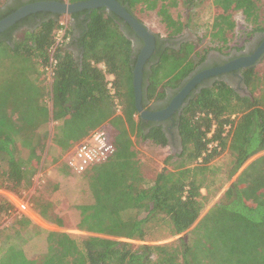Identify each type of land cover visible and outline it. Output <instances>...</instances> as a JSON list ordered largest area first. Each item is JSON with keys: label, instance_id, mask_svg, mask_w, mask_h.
<instances>
[{"label": "trees", "instance_id": "obj_1", "mask_svg": "<svg viewBox=\"0 0 264 264\" xmlns=\"http://www.w3.org/2000/svg\"><path fill=\"white\" fill-rule=\"evenodd\" d=\"M6 1L0 0V20L21 5L39 0H14L2 9ZM119 1L134 16L137 6L157 10L168 38L178 37L188 26L170 11L177 0ZM205 1L184 3L194 6ZM213 2L223 12L240 11L248 36L264 32L262 0ZM83 12L82 63L65 44L54 49L62 26L60 15L33 13L0 33V189L21 197L32 186L47 149L57 171L69 175L63 155L108 119L115 130L116 152L88 171L79 203L73 207L83 237L47 231V251L29 256L22 230L33 222L15 215L10 226L0 229V264H264V155L243 169L200 218L210 194L264 151V71L259 73L256 65L244 69L250 95L242 96L219 82L188 100L179 117L183 150L166 158V162L177 159L171 169L165 167L150 181L142 173L132 138L160 147L168 146L169 138L162 126L147 124L138 115L133 70L139 53H134L133 42L120 24L134 31L103 8L70 16L78 19ZM37 16L40 22L16 39L15 30ZM216 26L212 39L227 43L226 32L235 26L229 13L222 14ZM70 31L68 26L67 35ZM161 45L157 40L153 63L144 70L145 106L165 98V88H177L206 57L194 41L183 42L179 49ZM51 57L57 62L50 82L46 67ZM168 64L173 65L169 71ZM53 148L55 154H49ZM224 153L231 158L218 167L214 161ZM214 182L219 185L212 188ZM31 201L45 221L64 226L63 210L41 191ZM15 211L12 201L0 198V218ZM155 219L167 223L170 237L196 225L171 242L158 243L146 239L147 224Z\"/></svg>", "mask_w": 264, "mask_h": 264}, {"label": "rangeland", "instance_id": "obj_2", "mask_svg": "<svg viewBox=\"0 0 264 264\" xmlns=\"http://www.w3.org/2000/svg\"><path fill=\"white\" fill-rule=\"evenodd\" d=\"M177 1V5L172 7L170 11L173 17L181 18L183 22L188 23V26L184 28L181 35H185V37L190 41H194L197 45V51L201 54L213 51L212 49L222 50L223 52L228 53L233 48H242L247 43H252L254 41V35L256 32L252 33L249 36L247 35V23L244 21L243 15L240 11L231 9L228 12H223L222 9L215 6L213 0H206L203 3H198L194 6H187V4L184 3V0ZM6 3H9V0H7ZM6 3L4 5H6ZM262 3V12H264V0H262ZM134 13L135 16L160 39L168 37L166 25L161 21V17L157 14V10H146L141 9L139 6H137L134 9ZM224 13H229L231 20L235 23L234 28L226 32V38L228 41L225 44L219 40L212 39V33L217 28L216 24L221 20L222 14ZM60 19L61 21L66 22L68 26H70V15H60ZM24 32L25 29L17 31L15 33L16 39H22L24 36ZM69 39L70 35L68 34L65 45L67 44ZM217 47H219V49H217ZM172 66V64L166 65L167 71H169ZM256 70L259 73H263L264 60L256 65ZM238 92H240L242 95L249 93L248 88H246L245 86H241V88L238 89ZM137 116L138 115H136V117ZM110 132L113 136L115 135L114 129L111 128ZM49 145H54V143L52 141H49ZM181 150L182 145L180 144V142L166 147H160L151 143H143L142 145H138L137 156L140 162L142 173L148 180H154L156 175L165 167L171 169V163L175 162L177 159L176 157L172 159L169 158L170 160L166 162V157L168 158L171 155L175 156ZM48 152L49 149L44 152V155L41 159L40 169L33 178L32 186L24 190L21 194V197L0 189V198L5 197L17 206L22 202H32L31 197L36 192L41 191L44 194L45 198L51 199L55 203L57 208L63 210L62 216L65 218L64 226H57L55 224L48 223L35 211L33 214H31L30 217L28 216L32 220L33 226L24 228L22 232L26 237L24 248L26 249V252L29 256L43 254L47 251V231L67 232L76 238L83 237L85 234L79 231L76 227L79 220V215L73 207L76 203H79L78 201L81 197V187L87 183L86 178L88 172L79 175L70 171L69 175H64L57 171L56 164L54 162L52 163L51 158L47 155ZM55 152L56 150L55 148H53L49 154H55ZM263 155L264 151L249 159L246 164L239 170V172H237L233 176L230 182L224 184V186L219 191L210 194V201L202 212L200 218L204 216V214L209 210V208H211L212 205L219 201L225 189H227V187L236 180V177L239 176L241 171H243V169L250 165L254 160ZM230 158L231 157L228 153H224L214 162L216 163V165H218V167H222L229 162ZM221 174H224L223 171ZM218 185L219 183L217 184L216 182H214L212 188ZM202 193L207 194L206 188L202 190ZM140 216L144 217L145 212H142ZM12 222L13 215L2 216L0 218V229L2 227L10 226ZM195 225L196 224H194V226ZM194 226H192L189 230L179 236L187 234ZM148 227L150 228L148 229ZM147 229L148 233L146 235V239L149 241L155 240L158 243H167L179 237H170L168 225L165 221L162 222L161 219H155L148 223ZM131 242L137 244L140 243L139 241Z\"/></svg>", "mask_w": 264, "mask_h": 264}, {"label": "water", "instance_id": "obj_3", "mask_svg": "<svg viewBox=\"0 0 264 264\" xmlns=\"http://www.w3.org/2000/svg\"><path fill=\"white\" fill-rule=\"evenodd\" d=\"M99 8H103L107 11L117 14L125 22H127L133 29L134 33L143 40V46L137 56V61L133 70V87L135 92L136 108L142 119L152 120L155 122L165 120L167 117L171 116L178 108L179 104L184 101V98L187 96L191 88L201 80L202 75L193 79L166 109L157 112L147 110L143 103L144 67L156 51L157 37L119 0H84L78 2H70L69 0H39L32 3H27L0 20V33L4 32L6 29L13 26L28 15L36 12H49L53 15H71L75 12H80L83 10H88L90 13L93 9ZM82 56L83 54L81 55L80 63H82ZM263 56L264 42L253 55L239 58L230 64L207 71L204 74H215L222 71H230L236 68H246L260 62ZM244 95H250V92ZM181 113L182 109L179 110V114Z\"/></svg>", "mask_w": 264, "mask_h": 264}, {"label": "flooded vegetation", "instance_id": "obj_4", "mask_svg": "<svg viewBox=\"0 0 264 264\" xmlns=\"http://www.w3.org/2000/svg\"><path fill=\"white\" fill-rule=\"evenodd\" d=\"M13 1L14 0H9V3H6V5H4L2 9H5L7 7V5L11 4ZM23 2H25V0H23ZM21 6H23V5H21ZM80 12H82V11H80ZM37 13H39V12H36V14ZM44 13H49V12H44ZM85 18H86V13H84V12L79 16L78 19L72 18V21H71L72 27H74V28L76 27V29L79 30L78 25L83 23V20ZM40 20H41V16H37L33 20L22 24L20 27H18L15 30V32H17L21 29L33 28L36 25V23L40 22ZM120 26H121L122 31L132 40L134 53L135 54L139 53L142 46H143V40L139 36H137L135 33H131L129 31V29L127 28V26L125 25V23H121ZM181 34L176 38H168V37L164 38V39H160V38L158 39L157 38V40L159 41L160 45L162 44L161 46L163 49H165L167 47H175V48L179 49L180 45L183 42L190 41L188 38L185 37V35H181ZM263 42H264V32H256L254 35V41L252 43H250V42L247 43L242 48V50L238 49V48H233L228 53H225L222 50L212 49L213 51L206 53L205 60L201 64H199L190 75H188L186 78H184L183 81L180 83V85L177 88H170V87L165 88L166 89L165 98H163L162 100L151 102V103L145 102V104H147V106H145V105L144 106L147 110H150L153 112L164 110L187 87V85L193 79L202 75L201 80L191 88V90L189 91L187 96L184 98V101L179 104L178 108L173 112V114L171 116L167 117L165 120H162L159 122L143 119L145 121V123L150 124L152 126L153 125L162 126L164 128V130L166 131L167 136H168L171 143L177 144L178 142H181L180 141L181 138L179 136L178 128H179V117L182 113L179 114V110L182 109V111H183V108L186 106L188 100H190L195 94L199 93L203 88L214 86L216 83H219V82H223V83L227 84L230 88H232L236 93H239L240 95H242V94L240 92H238V89L241 88V86L247 87L245 84L243 71H244V69H246L248 67L236 68V69H233L230 71H225V72L222 71V72L215 73V74H204V73L207 71L216 69V68L223 67L227 64L232 63L235 60H238L239 58L248 57V56L253 55L258 50V48L262 45ZM153 55H152V57H153ZM263 57H262V59H263ZM150 59L146 63L144 70L149 69L151 67L153 61H151ZM262 59L260 60V62L262 61ZM258 63L254 64V65H257ZM249 67H251V66H249ZM242 96H246V95H242ZM139 116H137V119Z\"/></svg>", "mask_w": 264, "mask_h": 264}, {"label": "built area", "instance_id": "obj_5", "mask_svg": "<svg viewBox=\"0 0 264 264\" xmlns=\"http://www.w3.org/2000/svg\"><path fill=\"white\" fill-rule=\"evenodd\" d=\"M61 28L55 36V47L65 44L67 39V23L61 21ZM56 59L51 57L50 64L46 67L50 82L54 76V67ZM112 92V83H109ZM116 152L115 139L110 129L105 126H100L85 136L78 144L70 149L63 156V161L76 174L87 173L94 166L106 162ZM34 213L33 204L30 201L22 202L16 205L15 215L31 216Z\"/></svg>", "mask_w": 264, "mask_h": 264}, {"label": "crops", "instance_id": "obj_6", "mask_svg": "<svg viewBox=\"0 0 264 264\" xmlns=\"http://www.w3.org/2000/svg\"><path fill=\"white\" fill-rule=\"evenodd\" d=\"M71 21H72V18H71ZM71 21H70L71 31H70V34H69L70 35V39H69V41L66 44V48L73 54V56L76 59H78L80 61L81 55L83 54V56H84V49H83V46L80 43V40H81V37H82V29H81V24L82 23L78 25L79 26V30H78V29H76V27L75 28L72 27ZM83 56H82V62H83ZM100 67L104 68V65L103 64H100ZM107 77H108L109 80H112L113 79V76L112 75H108ZM136 119H137V117H136ZM101 126H105V127H108V128L110 127V129L111 128L114 129L113 128V125L111 124L110 119H108L105 122H103ZM132 140L134 142V145L136 146V150L138 149V145H142L143 143H151V144H153L150 140H142V139H135V138H132ZM173 144L174 143H171L170 140H169L168 146H170V145L172 146ZM180 144H181V142H180ZM182 150H183V147H182Z\"/></svg>", "mask_w": 264, "mask_h": 264}]
</instances>
